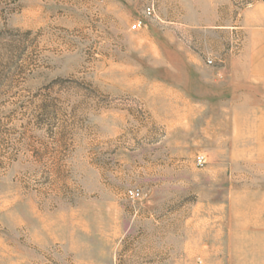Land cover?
Returning a JSON list of instances; mask_svg holds the SVG:
<instances>
[{"label":"rangeland","instance_id":"obj_1","mask_svg":"<svg viewBox=\"0 0 264 264\" xmlns=\"http://www.w3.org/2000/svg\"><path fill=\"white\" fill-rule=\"evenodd\" d=\"M0 264H264V0H0Z\"/></svg>","mask_w":264,"mask_h":264},{"label":"built area","instance_id":"obj_2","mask_svg":"<svg viewBox=\"0 0 264 264\" xmlns=\"http://www.w3.org/2000/svg\"><path fill=\"white\" fill-rule=\"evenodd\" d=\"M147 12L150 13V9H147ZM141 26V23L140 21H137L135 22L131 27L130 29L131 30H138ZM209 64H211V61L209 60L208 61ZM196 165L199 166V167H202L204 165V157L199 155L196 157ZM131 196L132 198H139L140 197V192L138 190H133L131 192Z\"/></svg>","mask_w":264,"mask_h":264}]
</instances>
